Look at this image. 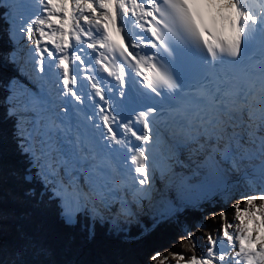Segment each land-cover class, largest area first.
Here are the masks:
<instances>
[{
    "label": "snow or ice",
    "instance_id": "1",
    "mask_svg": "<svg viewBox=\"0 0 264 264\" xmlns=\"http://www.w3.org/2000/svg\"><path fill=\"white\" fill-rule=\"evenodd\" d=\"M24 3L0 0V22L11 45L5 62L19 64L23 40L36 77L29 78L35 91L26 85L18 91L15 78L5 86L7 115L15 119L17 148L28 162L25 179L43 186L30 198L57 202L67 225L84 215L89 239L96 222L130 223L134 207L153 190V149L164 124L177 151L206 153L203 165L180 177L181 187L204 192L192 207L204 211L202 204L214 207L215 197L227 204L237 194L244 202L243 208L240 200L232 205V221L220 210L221 225L215 236L207 233L200 256L169 253L175 264H264V165L261 186L240 190L215 160L219 154L236 168L249 158L240 143L245 133L253 144L259 141L264 156V136L256 135L264 129V64L249 72L246 63L258 34L264 43V0H34L39 14H25ZM205 5L216 9L211 24L201 11ZM190 65L201 70L196 80ZM109 158L121 165L119 181ZM205 166L218 177L213 185L207 177L197 180ZM173 208L153 228L183 211V202ZM209 215L217 213L204 219ZM182 231L184 247L195 249L191 228ZM50 254L27 239L0 264H42L38 258ZM150 260L166 264L168 256L156 251Z\"/></svg>",
    "mask_w": 264,
    "mask_h": 264
},
{
    "label": "trees",
    "instance_id": "2",
    "mask_svg": "<svg viewBox=\"0 0 264 264\" xmlns=\"http://www.w3.org/2000/svg\"><path fill=\"white\" fill-rule=\"evenodd\" d=\"M8 40L4 24L0 22V49L5 50V53L0 50V184H4L2 188L5 186L4 190L0 188V262L11 259L14 249L31 239L51 253L47 257L38 258L42 264H152L150 257L156 251L168 256L167 262L175 263L169 253L182 254L187 260L193 251L200 256L206 250L207 233L215 236L221 225V209L226 211L228 221H232L235 216L232 205L240 200L241 208L244 207L240 197L233 195L224 204L217 196L214 198V207L205 203L202 204L204 211H200L191 205L185 206L183 211L177 212L168 222L155 228L153 225L161 215L146 214L143 216L144 225L132 223L129 234H124L120 227L96 222L93 239L88 238L87 218L78 219L73 225L65 224L60 217L57 202H48L45 198L43 204H38L36 199L28 195L33 190L39 194L43 186L37 180L25 179L28 162L17 148L15 119H9L6 115L5 97L8 93L5 86L12 78L16 79L15 76L10 77L11 64L4 59L11 49ZM173 191H170L171 197L181 204L182 200L178 201ZM211 212L217 213L216 218L209 215L205 220V215ZM198 222L207 226L197 228ZM184 226L191 228L196 239L193 250L184 247L187 240L182 231Z\"/></svg>",
    "mask_w": 264,
    "mask_h": 264
},
{
    "label": "rangeland",
    "instance_id": "3",
    "mask_svg": "<svg viewBox=\"0 0 264 264\" xmlns=\"http://www.w3.org/2000/svg\"><path fill=\"white\" fill-rule=\"evenodd\" d=\"M0 50H1V53H5V50L3 48H1ZM26 80H27V87L30 86V89H32L33 84L29 83V79H26ZM262 131L264 132V129ZM246 146H247V143H246ZM193 147H195V146L193 145ZM221 147H222V145H221ZM251 150L253 152H257L256 145H255V147H252ZM253 152L250 153L248 151L249 158L238 161L236 168H233L231 161H226V160L222 159L219 154H217V158H215V160L217 162V166L223 170V176L226 178L229 185H236L237 188H239L240 190L248 189V186L250 183H252L253 186L256 188H259L261 186L260 173L255 174L253 172L251 173V171H255V167H257L256 169H258L261 165H264V164H262V163H264V158L262 159V156L259 154V152L256 153L255 155H252ZM205 155H206V153L204 154L203 158L201 159L202 154H200V153H199L200 158H198V153L195 155H192L190 153V151L182 153L177 158V160L182 162V164L184 166H181L180 163L178 166V164H177L178 162L174 163L176 160H174L173 158L172 159L168 158L170 156V154H165L163 156V160L168 161V166L164 169L165 174L164 175L161 174V176H159L155 180V183L153 186L154 191L152 192V196L150 197V199L143 198L141 200L140 206L144 207L146 209L145 214H149L151 211H154L155 209H158V208L164 206V204L167 207L166 208L167 211L173 209V204L170 201L169 196L167 195V191H166L168 189V187H173L176 190L177 194L181 195V198H182L185 205H187V204L191 205L192 203L196 202V200L198 198L203 197L204 192L201 191L200 189H187V188L181 187L180 177L190 175L191 171H192V167H197L196 165H198L197 163L199 161L204 164ZM190 156H191V158H190ZM203 170L207 171L208 183L211 180V185L215 184L218 177L216 176L215 172L213 171V168L211 166H205L203 168ZM224 170H226L228 176H226V174L224 173ZM161 173H163V172L161 171ZM197 180H200V177H197ZM191 183H196V181H192ZM166 184H169V185H166ZM3 185L4 184H2V183L0 184V188L2 190L5 189V186L2 188ZM249 194H257V193L249 192ZM140 196H143V195L141 194ZM235 196L240 197L238 194ZM175 203L177 204V206L180 205L177 202H175ZM166 209L162 210L161 214L166 213L167 212ZM140 210L141 209L138 206L134 207V211L135 212L137 211L136 213H138V211H140ZM11 211H14V210H11ZM137 217H138V215L136 214L134 219ZM108 251H110V250H108ZM29 258H31V257H29Z\"/></svg>",
    "mask_w": 264,
    "mask_h": 264
},
{
    "label": "bare ground",
    "instance_id": "4",
    "mask_svg": "<svg viewBox=\"0 0 264 264\" xmlns=\"http://www.w3.org/2000/svg\"><path fill=\"white\" fill-rule=\"evenodd\" d=\"M257 132H259V131H257ZM256 132V133H257ZM164 133L166 134V131H164ZM243 136H245V135H243ZM257 142L259 143V141L257 140ZM167 147V145L165 144V141H162V144H161V146H160V149H161V153L163 154L165 151V148ZM168 148V147H167ZM169 150V149H168ZM173 155H176V152L171 148L170 150H169ZM263 162V161H262ZM159 163H160V160H159ZM120 164V163H119ZM261 164V163H260ZM262 164H264V163H262ZM159 166H160V164H159ZM262 166V165H261ZM261 166L258 168V169H256L257 167H255V171H251V173L253 172V173H255V174H259L260 173V170H261ZM192 167V166H191ZM116 168V167H115ZM195 168H197V167H192V169H195ZM223 168V167H222ZM198 171L200 172V179H202V178H204V177H207V179H208V174H207V171H204V170H202V168H199L198 169ZM209 185H211V180H210V182H209Z\"/></svg>",
    "mask_w": 264,
    "mask_h": 264
}]
</instances>
